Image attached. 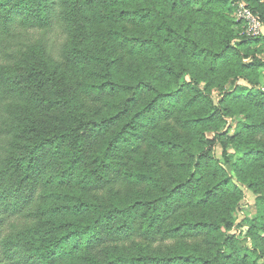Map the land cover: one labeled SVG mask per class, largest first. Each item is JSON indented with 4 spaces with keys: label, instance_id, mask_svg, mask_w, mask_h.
I'll return each mask as SVG.
<instances>
[{
    "label": "trees",
    "instance_id": "trees-1",
    "mask_svg": "<svg viewBox=\"0 0 264 264\" xmlns=\"http://www.w3.org/2000/svg\"><path fill=\"white\" fill-rule=\"evenodd\" d=\"M242 1L264 26V0ZM233 13V0H0V264L264 259V91L235 86H258L264 35L233 46ZM241 115L218 138L259 196L253 249L222 229L242 194L207 137Z\"/></svg>",
    "mask_w": 264,
    "mask_h": 264
},
{
    "label": "rangeland",
    "instance_id": "rangeland-1",
    "mask_svg": "<svg viewBox=\"0 0 264 264\" xmlns=\"http://www.w3.org/2000/svg\"><path fill=\"white\" fill-rule=\"evenodd\" d=\"M247 6L244 1L242 0H233V10L234 13L232 15V18L235 22H241L242 27L237 26L234 28L236 39L232 42L233 46H237L239 42L243 41L246 38H258L260 36L264 35V28L262 29V32L259 35H254V28L252 24L243 18L244 12L240 13L241 8L243 9V5ZM244 6V7H245ZM248 9V8H247ZM251 10V9H248ZM252 11V10H251ZM255 33V32H254ZM255 50V57L257 60H259L261 63H263L262 67L258 70L259 73V84L258 86H255V83L249 82L247 79L239 78L236 80V87L237 86H246L249 88L253 93H256L259 90L264 91V45L259 44L256 47L253 48ZM253 58H249L245 60L246 64H249L253 62ZM186 80L188 82H191V79L189 76L186 77ZM206 87L205 83H200V85L197 87L198 89H204ZM231 85L228 84L226 87L227 91L231 90ZM225 92H220L217 89H214L211 93L212 100L216 104V106H219L220 100L224 97ZM245 120L244 116H235L231 118H226V124L223 131L218 134L215 133H209L207 134V137L209 139H214L220 137L221 134H224L225 132L230 129V133L233 134L236 124L239 121ZM257 139L264 140V134H260V136ZM217 142L216 146L214 147V155L215 158L220 162L222 167L228 171V173L232 176L234 183L236 186L241 190V200L237 203L235 206V210L231 213L232 219H233V225L231 227V230H227L225 226L222 227L223 231L228 232L227 235L233 236L238 241L243 242V244L248 247L249 249H253L251 240L249 237L247 238V231H248V220H254L257 216V198L259 197L258 194H255L252 192L247 185L242 184L239 180H237L236 176L232 172L231 166L227 163V160L230 159V156L235 154V150L233 147H229L225 150L224 144ZM90 194H96L95 192H90ZM137 244H145L146 241L143 238H138L136 240ZM108 242L106 241L102 246H100L98 249H96V252H102L105 250L106 247H108ZM259 264H264V259H261L259 261Z\"/></svg>",
    "mask_w": 264,
    "mask_h": 264
},
{
    "label": "built area",
    "instance_id": "built-area-1",
    "mask_svg": "<svg viewBox=\"0 0 264 264\" xmlns=\"http://www.w3.org/2000/svg\"><path fill=\"white\" fill-rule=\"evenodd\" d=\"M243 5V4H242ZM243 5V9L241 8L240 13L244 12L243 18H245L246 20H248L253 28H254V35H259L262 32V29L264 28L262 22L260 21L259 17L257 15H255L251 10H248L249 8L247 6ZM248 8V9H247Z\"/></svg>",
    "mask_w": 264,
    "mask_h": 264
}]
</instances>
